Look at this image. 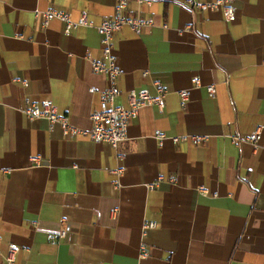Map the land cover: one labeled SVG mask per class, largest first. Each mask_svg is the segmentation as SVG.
Here are the masks:
<instances>
[{
  "label": "crops",
  "instance_id": "0c3cea01",
  "mask_svg": "<svg viewBox=\"0 0 264 264\" xmlns=\"http://www.w3.org/2000/svg\"><path fill=\"white\" fill-rule=\"evenodd\" d=\"M115 3L0 0V252L17 245L13 264H138L144 245L145 264H264V0H235L231 23L190 12L185 0H131L130 11L155 25L114 34L115 104L127 108L131 91L156 95L155 82L166 95L161 112L139 110L116 150L20 113L25 98L50 101L90 128L108 84L85 56L102 58L96 28ZM48 9L88 25L69 34L58 20L44 27L35 12ZM256 130L254 148L244 139ZM180 135L207 140L174 144ZM145 222L157 226L143 235ZM63 227V240H47Z\"/></svg>",
  "mask_w": 264,
  "mask_h": 264
},
{
  "label": "built area",
  "instance_id": "2783aa9c",
  "mask_svg": "<svg viewBox=\"0 0 264 264\" xmlns=\"http://www.w3.org/2000/svg\"><path fill=\"white\" fill-rule=\"evenodd\" d=\"M114 15L110 19L103 20L101 24L96 28L100 37V47L102 58L96 59L91 55H86L85 60L89 62L93 72L102 75L107 81V88L101 93L100 109L93 112L90 117V128L82 129L71 124L66 116L60 115L57 107L50 101L34 102L28 98H25L19 108L21 114H23L28 120L45 119L48 121L51 129L59 127L63 136H69L72 138L86 137L95 144H107L113 149H117L119 144L127 139V132L130 122L137 119L139 110L146 107L155 106L161 112L164 108V98L166 90L159 82H155L156 95H151L148 90L131 91L128 94V107L117 106L115 104V98L119 92L116 87V79L120 75V68L116 62V57L113 54L112 39L115 33L124 28H128L136 35H141L144 31L154 27V21L152 19L140 18L135 12H131L129 5L131 0H115ZM136 4L150 5L152 0H135ZM235 0H212V1H200V0H185L190 12H220L222 18L226 23L235 21L236 7ZM36 17H41L43 26L46 27L51 20H58L64 26V33L69 34L71 30L80 26H87V20L83 16L78 21H73L70 15L63 11L48 9L44 12H35ZM144 76L146 73L143 74ZM14 82H20L23 87H27L26 81L14 79ZM194 88L202 87L199 78L194 77L191 80ZM209 96L213 97L215 94V88L212 85L205 87ZM92 93L94 90H91ZM180 100V107L185 108L188 100V91H181L178 93ZM260 133L258 130L246 137L244 140L254 148L258 147ZM154 138L158 144H162V141L166 139L165 134L162 132H156ZM207 140V136H188L180 135L171 138L174 144L190 141L194 145H199ZM238 138H233V142H237ZM121 156V155H119ZM34 163H38V159H32ZM122 170L116 172L120 175ZM161 179V178H160ZM176 179L172 178V182ZM153 186L150 185V188ZM199 191L204 195L208 194V191L204 188H200ZM115 213V212H114ZM35 225V222L33 223ZM157 226L154 222H145L142 226V234L145 235L148 231L155 229ZM67 230L63 227L56 234H48L47 240L51 243H59L66 236ZM4 242L0 236V244ZM19 252V247L15 244H7L6 252H0V258L7 264H13L15 256ZM149 252L144 245H140L138 253V264H145V261L149 257Z\"/></svg>",
  "mask_w": 264,
  "mask_h": 264
}]
</instances>
